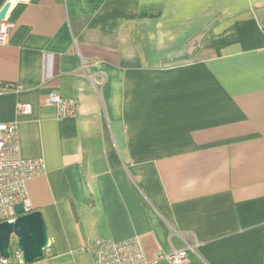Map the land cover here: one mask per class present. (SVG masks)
Listing matches in <instances>:
<instances>
[{"label":"crops","instance_id":"0c3cea01","mask_svg":"<svg viewBox=\"0 0 264 264\" xmlns=\"http://www.w3.org/2000/svg\"><path fill=\"white\" fill-rule=\"evenodd\" d=\"M6 17L0 122L45 166L26 182L43 264L134 236L148 261L187 246L183 264H264V0H28ZM49 94L78 113L58 119Z\"/></svg>","mask_w":264,"mask_h":264},{"label":"built area","instance_id":"2783aa9c","mask_svg":"<svg viewBox=\"0 0 264 264\" xmlns=\"http://www.w3.org/2000/svg\"><path fill=\"white\" fill-rule=\"evenodd\" d=\"M27 1L8 0L10 6L16 2ZM6 15L0 19V45L7 42L12 28V23L8 21ZM82 68L86 69L85 64H82ZM87 77L91 79L89 74ZM5 86L7 88L21 87L20 84L11 83ZM46 99L55 106L58 119L74 117L78 113L79 104L74 98H63L56 94H49ZM15 112L18 115L28 114L30 105L19 103L16 105ZM44 171L45 166L41 159H24L20 156L17 122H0V222H13L15 220L16 215L13 206L16 203H21L24 211L31 210L26 182L32 176L42 174ZM84 249L92 254L94 264H183L188 261L187 246L171 252H159L153 261H148L137 236L119 242L95 240L86 244ZM50 254L51 248L48 242L40 258L26 263L15 242L14 247L10 245L7 258L0 255V264H43Z\"/></svg>","mask_w":264,"mask_h":264},{"label":"water","instance_id":"95a60500","mask_svg":"<svg viewBox=\"0 0 264 264\" xmlns=\"http://www.w3.org/2000/svg\"><path fill=\"white\" fill-rule=\"evenodd\" d=\"M10 2H6L0 9V19L9 10ZM16 215L13 222H0V255L7 258L15 237L17 247L21 250L26 263L40 258L48 244V232L42 213L39 210L24 211L21 203L13 206Z\"/></svg>","mask_w":264,"mask_h":264},{"label":"rangeland","instance_id":"374dc122","mask_svg":"<svg viewBox=\"0 0 264 264\" xmlns=\"http://www.w3.org/2000/svg\"><path fill=\"white\" fill-rule=\"evenodd\" d=\"M12 241H13L12 243L15 242V237H14V236H12ZM14 245H15V244H13V247H14Z\"/></svg>","mask_w":264,"mask_h":264},{"label":"trees","instance_id":"16d2710c","mask_svg":"<svg viewBox=\"0 0 264 264\" xmlns=\"http://www.w3.org/2000/svg\"><path fill=\"white\" fill-rule=\"evenodd\" d=\"M12 242H13V241H12ZM12 242H11V246H12L13 244H15V242H14V243H12Z\"/></svg>","mask_w":264,"mask_h":264}]
</instances>
